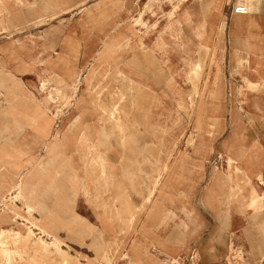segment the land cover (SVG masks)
Wrapping results in <instances>:
<instances>
[{"label":"crops","instance_id":"obj_1","mask_svg":"<svg viewBox=\"0 0 264 264\" xmlns=\"http://www.w3.org/2000/svg\"><path fill=\"white\" fill-rule=\"evenodd\" d=\"M188 3L179 10L176 39L134 24L130 34L127 20L139 19L149 0L0 1V105L22 106L16 110L22 127L8 112L0 141L28 163L29 208L90 259L115 243L128 256L118 264H171L193 250L199 264H225L233 243L243 245L252 262L264 252V241L252 243L251 236L256 216L264 230V209L240 216L233 175L224 171L231 164L264 177V94L244 88L245 80H264V0ZM237 5L250 14H234ZM201 48L215 59L199 94L209 87L203 111L210 114L203 115L213 123L197 132L182 114L184 124L175 128L176 93L180 87L184 98L190 92L185 64ZM63 88L70 106L56 120L59 105L51 99ZM242 97L261 111L241 110ZM243 122L252 126L242 128ZM252 186L264 194V186Z\"/></svg>","mask_w":264,"mask_h":264},{"label":"rangeland","instance_id":"obj_2","mask_svg":"<svg viewBox=\"0 0 264 264\" xmlns=\"http://www.w3.org/2000/svg\"><path fill=\"white\" fill-rule=\"evenodd\" d=\"M186 1L188 0H149V4L144 8V12L140 13L139 19L131 22L132 18H128L129 20L126 22L128 31L131 35L136 34L133 30L134 27H131V25L134 24L137 27V30L141 29L145 33H150L152 31L163 33L173 32L176 35L175 38H179L182 34V24L180 22L182 19L181 17H178V15H180V9H185L190 6V3L187 5L185 4ZM193 1L194 0H191V2ZM239 2H243V0H239ZM167 7H171L170 10H172V12L170 14L158 15V13L162 14V10H166ZM213 10L214 7L211 6L207 9V13L209 14ZM2 14V10H0V16H2ZM143 17H146V20H143ZM150 17L153 19L151 24L148 23ZM187 20L190 21V18L188 17ZM160 21H164V25L157 29L158 22ZM173 21H176V27H173V25L167 26L168 22L172 23ZM2 23L3 21L0 20V25H2ZM192 25L195 24L191 22V26ZM224 27L225 22L221 24L220 29L223 30ZM261 60L264 59L261 58ZM243 63L248 65L250 60L246 58ZM214 64L215 59L210 57V50L208 48H201L194 56H191V58L186 61L183 78L185 85L190 87V92H187L184 98L182 87H180L176 93V95L179 96V99L173 110L176 114V121L174 122L173 127L178 128L183 126L184 122L179 118H181L180 115L185 114L189 118L190 128L192 130L199 132L201 128H211H209V126L213 122L206 121L205 116L203 115L204 113L210 114V112H206V110L203 111V106L210 104V102H208L209 97L207 96L209 87L203 90L201 99H199V94L200 85L205 79L206 70L208 69L209 77ZM243 79L245 80V76H243ZM133 85L135 86L136 84ZM133 88L138 90L136 87ZM244 88L250 94L255 93L263 95L264 80H258L256 85L255 83H250V80L249 82L245 80ZM135 89H130V91L134 92ZM76 90L77 88H74L73 92ZM69 92L68 89L63 88L62 90L54 91L53 93L54 97L51 100H55L59 105L56 107V120L63 117L66 108L70 106L69 101L71 95ZM99 95L102 96L103 92L101 91ZM15 97H21V93H15ZM241 101L244 105L241 107V110L244 112L252 113L255 111H261L259 107H252V100L242 97L240 102ZM213 102H215V107H220V103L223 104L221 100ZM223 108L225 109L224 105ZM18 109L22 110V106L9 104L0 105V132H7L6 124L8 122L6 119L8 112V115L14 116V120L16 122L18 121L21 126L20 121L22 115L21 111H16ZM224 109L222 114L224 113ZM15 111L16 113L14 115ZM235 111L237 112L239 110L235 109ZM116 114H120V111L116 110L112 114L108 113V119L114 121ZM123 114L124 116H128V113L123 112ZM251 126V122H243V125L240 127L246 129ZM21 127L16 126V129L21 131ZM242 138L247 140L246 137ZM194 139L196 138L192 136L191 144H194ZM6 146L5 140L0 141V149L3 150L0 152V264H118L121 259H128V256L124 253L122 243H115L111 246H106L102 250L94 251V258L90 259L74 252L67 241L61 239L56 233L50 231L49 227L44 222L43 214L38 209H30L28 206L24 173L26 169L25 166H28V163H26L27 165L23 164V153H15L13 157V154H8L6 152ZM248 154L252 155L253 153H250L249 151L247 155ZM36 159L34 158V160ZM227 159L229 161L228 157H226V160ZM227 165L228 169L224 168V171L228 174V177H232L233 175V187L231 193L232 198H237L239 204L237 207L240 209V212H238L239 215L244 217L247 211L257 213L263 210L264 194L260 197L257 189L254 190L252 186V184L254 186H258L259 184L264 186L263 174L260 173V175L257 176L256 174L254 176L250 175L247 170L242 169L241 167L236 166V168H232L231 164ZM36 214L39 215V217ZM254 219L257 222V226L253 227L256 231L254 234H251V236L254 235L252 237V243L261 244L264 241V236H262L258 230H263L261 227L263 222L260 221L261 218L258 219V216ZM56 240H59L61 248L64 250V252L60 253L61 255L64 253V256H57L56 254L46 255L45 252H39L36 247L39 242H43L48 245L49 248H52V243ZM128 262V264H132L131 261L128 260ZM225 264H264V252L252 262L243 245L233 243L230 247Z\"/></svg>","mask_w":264,"mask_h":264},{"label":"built area","instance_id":"obj_3","mask_svg":"<svg viewBox=\"0 0 264 264\" xmlns=\"http://www.w3.org/2000/svg\"><path fill=\"white\" fill-rule=\"evenodd\" d=\"M233 13L236 15L246 16L250 14L249 10L242 5H237L233 8ZM171 264H199V256L198 253L193 250L189 256L185 258H177L174 260H171Z\"/></svg>","mask_w":264,"mask_h":264},{"label":"bare ground","instance_id":"obj_4","mask_svg":"<svg viewBox=\"0 0 264 264\" xmlns=\"http://www.w3.org/2000/svg\"><path fill=\"white\" fill-rule=\"evenodd\" d=\"M196 66V65H195ZM199 67V66H198ZM197 68V67H196ZM6 234V233H5ZM18 239V238H17ZM23 239V238H22ZM25 239V238H24ZM20 240V239H19ZM37 249L39 250V252L43 253L45 252V254L47 255H54L56 254L57 256L58 255H61L60 252H64V250L61 248V245H60V242L59 240L57 241H54L52 243V248H49L48 245H46L45 243L43 242H39V244L36 245ZM64 254V253H63ZM61 255V256H64V255Z\"/></svg>","mask_w":264,"mask_h":264}]
</instances>
